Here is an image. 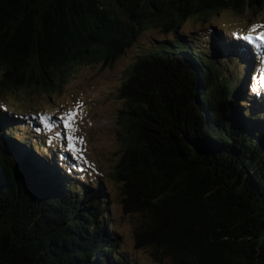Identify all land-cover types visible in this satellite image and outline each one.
<instances>
[{"label": "trees", "instance_id": "obj_1", "mask_svg": "<svg viewBox=\"0 0 264 264\" xmlns=\"http://www.w3.org/2000/svg\"><path fill=\"white\" fill-rule=\"evenodd\" d=\"M258 4L264 0H0L4 87L49 88L76 62L115 60L147 28L174 34L140 54L120 88L129 136L115 176L126 205L144 214L137 245L152 244L160 261L264 264V87L249 91L251 70L245 82L233 67L259 62L264 44L235 39L226 25L203 27L212 13L241 18ZM190 17L204 22L178 34ZM44 128L38 113L0 106V264H138L119 250L102 181L77 177L68 149L56 134L42 138ZM213 181L225 186L207 196L201 188ZM227 182L252 203L251 237L243 204L215 199Z\"/></svg>", "mask_w": 264, "mask_h": 264}, {"label": "rangeland", "instance_id": "obj_2", "mask_svg": "<svg viewBox=\"0 0 264 264\" xmlns=\"http://www.w3.org/2000/svg\"><path fill=\"white\" fill-rule=\"evenodd\" d=\"M245 14L240 18L228 9L221 10L212 13V20L203 27L216 28L222 24L219 26L222 28L226 25V31L232 33L229 35L233 38H248L252 44H264V39L260 38V34L264 33V6L258 4L255 12ZM203 22L198 17L185 19L178 34H195ZM173 38L174 34H164L160 28H147L115 60L76 62L56 85L49 88L42 84L36 88H10L0 84V106L4 110L32 115L38 113L42 126H47L42 138L46 134L55 137L53 134L61 131L58 142H61L62 149L69 147L70 169L74 170L76 176L84 179L85 176L90 179L99 178L102 181L108 193L107 211L115 223L112 230L118 234L119 250L131 256L138 264H169L170 260L162 256L163 260L160 261L152 244L137 245L136 233L140 231L144 214L126 205L123 183L115 176L117 163L126 144L125 137L129 136L126 127L128 115L124 113L128 104L121 97L120 88L129 74V66L140 54L152 48L151 45H157L159 40ZM233 67L242 71L240 79L244 76L245 82V69L252 72L258 70L259 83L254 74L248 77L249 91L257 92L259 85L264 87V50L259 62L253 66L246 68L235 64ZM2 74L3 68L0 66V80ZM69 111L78 115L72 117L74 126L66 129L60 116ZM50 113H54L58 119L49 121ZM54 124L57 128L52 130ZM18 133H22V130ZM69 136L73 137L71 142ZM71 144L76 147L73 149ZM41 151L44 152V149ZM83 192L81 190L80 194Z\"/></svg>", "mask_w": 264, "mask_h": 264}, {"label": "water", "instance_id": "obj_3", "mask_svg": "<svg viewBox=\"0 0 264 264\" xmlns=\"http://www.w3.org/2000/svg\"><path fill=\"white\" fill-rule=\"evenodd\" d=\"M192 146L196 149L197 152H200L199 148L196 145H194L192 143ZM200 155H202L201 152H200ZM10 171L15 176H17L16 169H15L14 166L10 165ZM223 186H225V184L223 182L218 183L216 181H213V182H208L207 184L203 185V187L201 189H206V188L209 189V191L207 192V196H209V195L212 196L216 192L220 191L221 187H223ZM226 190L227 191L223 195V197H221L220 193H219L215 197V199L219 198L221 205H224V204L227 203L225 200L230 201V202L234 201V202L238 203L239 205L243 204L244 210H241V211H242V215H243L242 220L245 223H244V225L242 224V227L246 231L247 236L251 237L252 236V232L254 231L255 219L252 217V213H251V211H248L247 207L251 206L252 203L246 204L245 201H244L245 193L243 192L244 195H241L240 192H238V190H232L229 182L226 183ZM253 202H256V201L254 200Z\"/></svg>", "mask_w": 264, "mask_h": 264}, {"label": "snow or ice", "instance_id": "obj_4", "mask_svg": "<svg viewBox=\"0 0 264 264\" xmlns=\"http://www.w3.org/2000/svg\"><path fill=\"white\" fill-rule=\"evenodd\" d=\"M260 38H261V39H264V33H261V34H260ZM73 115H78V113H72L71 111H69V112H67V113H63V114H61L60 119L63 120L64 127H65L66 129H67V128H71V127L74 126V125H73V121H72V117H73ZM65 117H67V118H65ZM72 139H73L72 136H69V137H68L69 142H71ZM71 147L74 149V148L76 147V145H75V144H71Z\"/></svg>", "mask_w": 264, "mask_h": 264}, {"label": "bare ground", "instance_id": "obj_5", "mask_svg": "<svg viewBox=\"0 0 264 264\" xmlns=\"http://www.w3.org/2000/svg\"><path fill=\"white\" fill-rule=\"evenodd\" d=\"M10 111V110H9Z\"/></svg>", "mask_w": 264, "mask_h": 264}]
</instances>
